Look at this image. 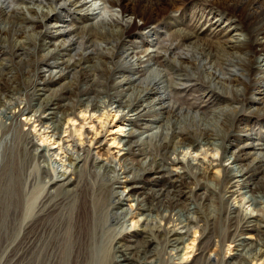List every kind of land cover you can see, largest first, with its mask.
<instances>
[{"label": "bare ground", "instance_id": "obj_1", "mask_svg": "<svg viewBox=\"0 0 264 264\" xmlns=\"http://www.w3.org/2000/svg\"><path fill=\"white\" fill-rule=\"evenodd\" d=\"M99 1L0 0V264L264 260V125L244 122L264 117V0ZM104 111L124 129L107 158L65 128Z\"/></svg>", "mask_w": 264, "mask_h": 264}, {"label": "rangeland", "instance_id": "obj_2", "mask_svg": "<svg viewBox=\"0 0 264 264\" xmlns=\"http://www.w3.org/2000/svg\"><path fill=\"white\" fill-rule=\"evenodd\" d=\"M196 1L197 0H186L187 5L182 7L183 11H187V13H191L193 11V10H191V7H192L193 4L196 3ZM222 1H224V3H226V4H232V3H234L237 0H222ZM254 1L257 2V3H261L262 2L261 0H259V1L258 0H254ZM101 2L102 1L98 0L97 3L99 4ZM91 7H92V5H91ZM211 8L213 9V6H211ZM206 9L209 10L208 7ZM169 13H171L170 15H172V16L177 15V14L172 13L171 11ZM96 14H98V12H96ZM215 18H216V16L213 19H215ZM202 27H205V23L202 24ZM68 78H70V80H74L75 79L74 77H71V75H68ZM257 87H259V86H257ZM262 90H264V87H263ZM14 97L11 100L12 103L14 102V100H15V103L16 102L19 103L21 101V98L17 97V95L14 96ZM11 102H10V105H13L14 103L12 104ZM262 105H264V95L262 96ZM262 105L259 106V108H261ZM79 116L80 117H79L78 121H75V122H71L70 121V122H68V125L65 128L67 129V131H68V128L69 129L71 128L72 131L73 130H77L81 134L80 138H78L81 141V143H84L83 139H84V136H85L84 135L85 131L86 130H90L93 133L97 132L98 133L97 138L102 142L101 146H100V149L93 150L94 153L99 152V154H102L104 158L114 157L115 155H120L121 153H123L122 151H120V150H122V146L118 144V140L122 139V137L124 135V129L123 128H118V126H120V124H121L119 122L121 114H115L114 111H111L109 117H108V112H106V111H104L102 116H99L98 113L95 114V115H93L91 113L85 114L84 115L85 116L84 119L86 121H84V123H83L84 124L83 125L84 128H81V125H80V120H81V118L83 120V117H81V115H79ZM244 118L248 121L247 122L245 120L244 121L245 123H248L249 125H253L257 129H260V127L264 125V122L260 121L261 119H264V117L259 119V121L256 120L254 117H250V116H248V117L245 116ZM24 120H25V117H21V121L25 122ZM35 128H36V131H38L39 128L38 127H35ZM41 132H42V129H41ZM37 134H39V132H37ZM66 135L67 134H64V137ZM43 140H44V143L41 142V141H39V143H38V145H40L41 148L48 147L49 149H52L53 152H56L58 154H60L62 152V151L58 150V148H57L58 145L57 144H52L53 141H50V139H47V137L46 138L44 137ZM106 149L109 150L107 156H106V152H105ZM201 150H202L201 152L193 153L190 149L187 150L186 147H183L181 149L182 153H180L179 156H177V158L182 159V160H186L188 157L189 158L191 157L192 159H196V160L201 159V160H204L205 162H208L210 160H218V159H220V151H218V150H216L217 152L215 150H211L210 151V149L207 150L206 147L202 148ZM259 152H262L264 154V151H259ZM170 158L174 159V158H176V156L171 155ZM57 160H58V158H57ZM209 175L210 176H212V175L218 176L219 172H218L217 169H212L211 168V171H210ZM263 180L264 179H262L259 182H262ZM207 182H208L207 184L209 186H212V187L214 186V184H213L211 179H209ZM120 190H122V187L120 188ZM233 199L231 200V203L236 208V207H238L240 205L239 204L240 202H238V199H236V200H233ZM243 206H244L243 212L245 211L246 213H253L254 215L256 214V212L253 211L252 207L249 206L248 203L247 204L243 203ZM260 207L264 208V196H263V199H262V205ZM133 209H134V207H133ZM263 212L264 211L262 210L259 213L260 214L262 213L264 215ZM207 213L210 216H215L217 214V211H216L215 208H211L209 211H207ZM181 218H183V216H181ZM135 221H136V218L133 219L132 222L129 221V224L131 223L130 225L134 226L135 225V223H134ZM191 233H194V234L191 237H187V239L194 240V241L193 242H187V244H188L187 249L183 251V253H186V255L184 256V261L192 259V257L194 256L195 248L197 246V243H198V240H199V237H200V230H196V229L195 230H191ZM16 237L17 236H13L12 239L15 240ZM192 247L194 248L193 250H192ZM224 250H225V254L224 255L226 256V259H229V257H231L232 254L234 253V246L232 244H228L227 243L225 245L223 251ZM168 253H169V255H168ZM172 254L173 253L169 252V250H168L167 253L164 255V259L167 260L166 262L176 263V262L172 261V259L174 258ZM165 256H167L168 258L165 257ZM168 259H169V261H168ZM263 261L264 260L260 259V261L259 260H258V262L254 261L251 264H263L264 263Z\"/></svg>", "mask_w": 264, "mask_h": 264}]
</instances>
